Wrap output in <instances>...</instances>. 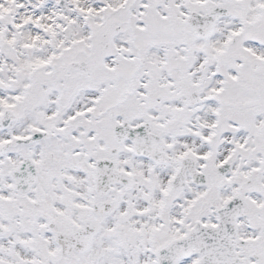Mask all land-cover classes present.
Listing matches in <instances>:
<instances>
[{"label": "snow or ice", "instance_id": "6c2138e0", "mask_svg": "<svg viewBox=\"0 0 264 264\" xmlns=\"http://www.w3.org/2000/svg\"><path fill=\"white\" fill-rule=\"evenodd\" d=\"M0 264H264V0H0Z\"/></svg>", "mask_w": 264, "mask_h": 264}]
</instances>
